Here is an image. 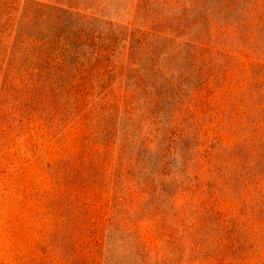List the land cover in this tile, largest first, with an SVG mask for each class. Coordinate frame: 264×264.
I'll return each mask as SVG.
<instances>
[{"label":"rangeland","instance_id":"rangeland-1","mask_svg":"<svg viewBox=\"0 0 264 264\" xmlns=\"http://www.w3.org/2000/svg\"><path fill=\"white\" fill-rule=\"evenodd\" d=\"M0 264H264V0H0Z\"/></svg>","mask_w":264,"mask_h":264}]
</instances>
